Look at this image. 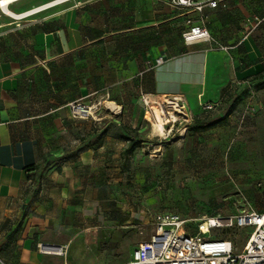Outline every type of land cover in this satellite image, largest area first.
Masks as SVG:
<instances>
[{
    "label": "crops",
    "instance_id": "obj_1",
    "mask_svg": "<svg viewBox=\"0 0 264 264\" xmlns=\"http://www.w3.org/2000/svg\"><path fill=\"white\" fill-rule=\"evenodd\" d=\"M3 1L0 264H114L120 228L141 218L117 184L118 119L141 92L182 97L196 108L264 79V0L206 9L210 41L189 46L181 32L195 13L159 0ZM160 56V65L139 75ZM77 100L109 111L73 118L67 104ZM251 106L242 117L232 105L224 121L194 127L175 144L264 145V105ZM212 119L197 116L193 124ZM36 172L41 191L29 208L26 190ZM150 232L131 239L124 264ZM38 243L67 245V255L40 252Z\"/></svg>",
    "mask_w": 264,
    "mask_h": 264
},
{
    "label": "rangeland",
    "instance_id": "obj_2",
    "mask_svg": "<svg viewBox=\"0 0 264 264\" xmlns=\"http://www.w3.org/2000/svg\"><path fill=\"white\" fill-rule=\"evenodd\" d=\"M260 49L264 52V42L260 43ZM252 94L254 98H251ZM154 98L161 103L171 100L179 104L177 107L174 103L172 108L166 103L165 111L167 114L171 111L175 120L164 125L165 134L151 131L147 117H152V103L144 104L140 94L137 103H132L126 115L118 119L119 126L116 125V131L119 128L123 137L119 162L121 177L117 184L133 203L132 210L141 218L134 217V224L120 228L123 244L120 257H116L114 264H124L126 252L134 246L128 247L132 238L141 240L148 236L152 229L151 219L156 212L179 214L185 219L186 230L193 233L195 223L202 216L234 213L249 205L254 209L264 207V145L175 144L183 135H190L194 128L193 119L197 116L212 119L232 105L243 115L251 103L264 105V79L255 81L249 91L241 87L231 88L223 98L211 103V108L201 104L192 107L177 96L159 98L155 95ZM108 111L99 104L97 113ZM125 137L138 142L132 154L123 152L128 145ZM40 191L36 172L27 186V207L34 206ZM145 220L149 223H144ZM236 242H240L239 239ZM106 248L108 250V246Z\"/></svg>",
    "mask_w": 264,
    "mask_h": 264
},
{
    "label": "built area",
    "instance_id": "obj_3",
    "mask_svg": "<svg viewBox=\"0 0 264 264\" xmlns=\"http://www.w3.org/2000/svg\"><path fill=\"white\" fill-rule=\"evenodd\" d=\"M159 1L184 13H195V16L186 19V27L181 32L183 43L189 46L210 41L206 9L226 8L228 0ZM3 5L4 1L0 0V6ZM256 22L259 20L256 19ZM162 62L163 57H157L154 62L147 63L139 75ZM149 96L155 94L140 93L144 104L150 103ZM99 104L98 101L85 104L77 100L69 102L67 108L73 118L94 119ZM162 105L165 109L166 104ZM203 106L212 107L211 103H204ZM254 111L249 104L242 117ZM151 225L149 237L137 244L131 260L126 264H264V211L255 210L250 205L234 213L202 216L195 223L193 233L186 230L185 219L174 212L154 213ZM236 239L240 242L237 243ZM37 247L40 252L63 257L68 249L67 245L54 243H38Z\"/></svg>",
    "mask_w": 264,
    "mask_h": 264
},
{
    "label": "bare ground",
    "instance_id": "obj_4",
    "mask_svg": "<svg viewBox=\"0 0 264 264\" xmlns=\"http://www.w3.org/2000/svg\"><path fill=\"white\" fill-rule=\"evenodd\" d=\"M6 1V0H5ZM161 97V96H160ZM149 102H151V116H148L147 119H149L151 123V131L156 134H162L164 133V125L167 124L169 121L175 120V116L171 111L167 112L164 109V106L162 105L161 102L157 101L154 96H149ZM154 103H159L160 105H155ZM164 103V102H163ZM166 103H169V105H172V108H174V103L177 104L178 107V102L175 101H166ZM165 103V104H166ZM170 118V119H169ZM165 134V133H164Z\"/></svg>",
    "mask_w": 264,
    "mask_h": 264
},
{
    "label": "trees",
    "instance_id": "obj_5",
    "mask_svg": "<svg viewBox=\"0 0 264 264\" xmlns=\"http://www.w3.org/2000/svg\"><path fill=\"white\" fill-rule=\"evenodd\" d=\"M232 110V106H230L228 108V110L226 112H224V114L220 117H217L215 119H212V120H209V121H199V122H194L195 125L194 127L195 128H206V127H210V126H213V125H216V124H219L221 123L222 121H224L226 119V116L227 114ZM126 140H128V145L127 147L124 149V153L125 154H132L135 150V148L138 146V142L133 140L132 138L130 137H125Z\"/></svg>",
    "mask_w": 264,
    "mask_h": 264
}]
</instances>
